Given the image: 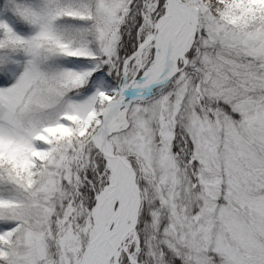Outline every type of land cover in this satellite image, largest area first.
Returning a JSON list of instances; mask_svg holds the SVG:
<instances>
[{
    "label": "snow or ice",
    "instance_id": "1",
    "mask_svg": "<svg viewBox=\"0 0 264 264\" xmlns=\"http://www.w3.org/2000/svg\"><path fill=\"white\" fill-rule=\"evenodd\" d=\"M0 264H264V0H0Z\"/></svg>",
    "mask_w": 264,
    "mask_h": 264
}]
</instances>
